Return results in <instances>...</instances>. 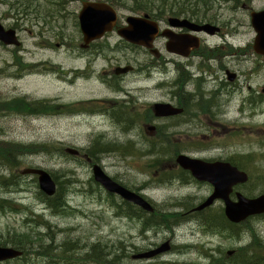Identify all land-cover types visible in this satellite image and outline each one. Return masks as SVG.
Wrapping results in <instances>:
<instances>
[{
    "label": "rangeland",
    "instance_id": "obj_1",
    "mask_svg": "<svg viewBox=\"0 0 264 264\" xmlns=\"http://www.w3.org/2000/svg\"><path fill=\"white\" fill-rule=\"evenodd\" d=\"M62 1L67 3L63 6L59 4L56 10L54 3ZM105 1L111 3L116 12L122 16L132 17L131 15L136 13L137 15L146 13L155 17L159 16L158 19L166 21L167 9H171V11L173 9L177 12H174L175 15L184 14L188 19L231 22L232 29L235 31L231 34L234 43L242 46L250 42L248 48L252 46L253 50L255 32L250 23V12L242 10L239 2H237V8L231 10L232 5L223 4L224 0H220L221 4H217L214 8L206 5L201 7L207 0H194L196 5L192 6L193 11L187 13L183 5L187 0ZM245 1L249 3L251 12L264 9V0ZM189 2H193V0H189ZM28 9H36L41 12H56L61 9L63 17L58 22L51 21L53 24L51 29L45 27L40 30V27L37 28L31 24L29 27L31 34L27 31L19 34L23 58L25 62L33 64L23 74H19L11 64V56L15 48L0 46V97L12 99L25 96L33 101L52 100L53 102L50 101V103L52 102L53 107L49 112H37L38 114L35 116L14 113L0 116L1 142H11L22 146L32 145L34 149H37L36 152H30L28 155L18 156L17 163L12 168L0 166V177H7L9 173L19 177L16 187L0 189L1 197L15 201L27 208L26 212L19 209L16 212H0V246L13 247L12 244L21 234L28 232L29 236L32 235L31 228L39 233L47 234L50 238L48 239L46 236L45 240L41 242L42 245H62L61 252L67 258L74 255L75 258H82L85 254L93 252L98 244L99 247L96 251L102 252V255L105 253L106 262L116 255L121 260L120 264H162L161 262L164 264H206L203 259L206 255L204 252L214 253L213 250H215V256H225L228 251H235L236 247L244 245L247 242L246 233H242L239 240L234 237H225L206 231L194 218L189 217L193 215L189 210L196 207L212 192L211 186L204 184L195 188L180 186L177 184V179L173 178L157 183V177L154 174L158 168H166L171 161H174V157L171 158V156L176 151L188 156L205 159L222 158L223 160L237 155L250 154V167L254 176L251 181V189L256 188L257 192L254 196L257 195L258 190L261 189V182L257 179L264 171V102L245 105L241 114L237 105H240L243 93L248 91L244 88L240 95L236 93L237 96L233 98L231 107L215 118V123L218 125L208 124L210 120L208 115H197L198 112L195 111L192 115H197V117L191 122L180 124L174 128V131H167L174 133L175 140L178 139L186 144L164 147L163 150H158L156 146L150 147L149 144H130L124 148L125 155H123L118 151L120 144H125L128 140L146 141L143 132L138 137L135 133H125L119 129L118 125L114 126L110 123V117L107 114L95 117H74L71 105L89 98H107L115 102L126 101L125 95L117 96L113 93L116 90L120 91L121 87H116L113 90L108 86L101 85L95 74L89 75L86 80L83 79L80 86L79 80L82 78H77L79 75L70 73V71L74 72V69L81 68L80 65L86 66L87 59L81 61L73 58V54L62 49L61 44H58L57 48L51 49L47 41L52 40L50 37L59 33L67 47L70 48L73 39L80 38L81 31L79 32L74 23L75 17L81 10V2L0 0V24L5 28L10 26L9 19L6 17L7 12H20ZM142 17L144 18V16ZM219 25L222 24L219 23ZM126 26L127 19L122 28ZM52 42L55 44L54 41ZM243 50L240 49V51ZM253 62L260 68L259 73H251ZM96 65L97 63L89 64L87 72L89 68L92 70ZM234 67H239V80L243 82L244 86L246 85V88L251 86L252 89L262 93L264 62L253 57L247 65ZM15 72L17 73L13 75ZM139 77L140 73L136 71L126 80H132V83L136 82ZM144 97L147 102L161 103L159 101L167 100L164 91L148 90ZM222 99L227 100L228 96H223ZM58 104H63L65 107L60 108ZM98 113V111L94 112L95 115ZM97 137H100L101 140L104 138L106 142L118 144H89ZM37 144L51 145L56 150L48 149L47 152L39 153ZM198 147L199 149H197ZM87 149L108 153L99 156L94 165L98 166L114 182L135 193H139L137 190L140 185H145L143 194L153 202L156 212H181L185 214L183 218L186 216L187 218L181 220L172 229L173 231L158 226L147 232L142 231L140 220L135 217H127L125 209H116L112 205L115 202L118 206L120 201L118 197L108 195L99 183L91 181L94 165L90 166L85 160L79 158L77 159L81 161H76L73 157H68V155H72L66 152L67 150H80V153L83 154ZM140 150L149 151L152 155L139 157L137 154L140 153ZM49 152L54 153L49 155ZM162 158L161 164L155 166L154 162L160 161ZM27 169H39L52 174L58 187L57 190L60 186L66 194L68 206L71 209L61 215L51 214L39 202L36 195L39 191L36 176L21 174ZM178 172L170 169L162 175V178L168 173L177 174ZM244 185L234 187L233 195H231L233 201H236V193L248 197ZM181 203L190 205L184 208L180 205ZM174 205L177 206L174 207ZM222 207L223 203L216 202L211 209L218 211ZM28 212H31L32 215H29ZM38 215L43 216V219L51 225L50 229L25 222L29 216L39 220L41 217ZM251 225L254 226L264 244V218L252 220ZM11 240L12 242L9 243ZM37 241L32 239L27 244L21 240L15 242L24 244V250H28L29 245L31 248L40 246ZM3 242H5L4 245L1 244ZM67 242L77 244L68 253L65 244ZM165 242H168L170 250L150 258L138 257L155 251ZM35 253H26L23 260L2 264H61V260L56 254H49L50 257H45L42 256V253ZM66 264H70V262ZM85 264L96 263L87 261Z\"/></svg>",
    "mask_w": 264,
    "mask_h": 264
},
{
    "label": "flooded vegetation",
    "instance_id": "obj_2",
    "mask_svg": "<svg viewBox=\"0 0 264 264\" xmlns=\"http://www.w3.org/2000/svg\"><path fill=\"white\" fill-rule=\"evenodd\" d=\"M77 1H80L81 4L87 1L106 2L105 0H70V2ZM219 1L207 0V7L214 8L217 4H221ZM224 1L225 3L223 4L232 5L230 7L231 10L237 8V2H239L238 4H241L242 10L251 12L249 3L245 0ZM64 2L65 4L67 3L66 1L55 2L56 10L57 6L59 4L63 6ZM144 14L146 13L142 15H137L136 13L131 16L142 17ZM128 16L118 15L111 31L104 33L100 39L92 41L87 45L84 44L77 17L75 18L74 26L78 27L80 38L75 37L73 39L71 48L67 47L59 33L52 36L51 42L54 41L55 43L53 44V49L57 48L58 44H61L62 49H65L67 52L69 50L73 52L75 59L81 61L87 59L86 66L80 65L81 68H76L73 72L79 75L77 78H82V80H79L80 86L83 83V79L86 80L89 75L95 74L101 85L108 86L113 90L116 87H121L120 91L116 90L113 93L117 96L123 94L127 97L126 101L120 102L107 98H89L74 102L71 104L73 107L72 115L74 117H95L107 114L110 117V123L114 126L118 125L119 129L123 132L135 133L137 137L143 132L146 136V141L144 142L128 140L125 144H178L179 146L186 143L180 142L178 139L175 140L174 133L167 131H174V128L180 124L191 122L200 114L208 115L210 118L208 124L218 125L215 123V118L218 115H222L231 107L233 98L237 94L240 95L244 88L248 89V91L243 93L240 105H237L238 111L241 114L245 105H255L256 103L264 102V89L260 93L252 89L251 86L246 88V85L244 86L243 82L239 80V67H234L247 65L253 57L264 62V55L257 54L254 49L252 50V46L248 48L250 42L242 46L235 44L231 38V34L235 32L232 29L231 22L223 23L217 20L222 24L218 26L219 23L217 21H196L195 19H188L184 15L170 14L166 18V21L158 19L159 16L149 15V21L153 22L150 25L158 29V34L152 41V48L156 52L152 55L148 50L129 44L117 35V30L125 26ZM6 17L9 19L10 26H6V28L2 27L6 30H14L19 37L21 32L27 31L31 34L29 30L31 24L37 28L40 27V30L47 26H52L51 21L58 22L62 19L63 11L58 9L56 12H41L36 9H28L20 12H7ZM168 18L188 19L198 25L209 23L217 27L218 30L214 35H210L203 31L183 27L176 20L169 21ZM122 21H124V24H122ZM163 34L168 37L166 38ZM167 44H169L168 48ZM240 49L244 50L240 51ZM17 53L24 57L22 55V47ZM91 63L94 65L97 63V65L92 70L89 68L87 72V67ZM252 65L251 73H259L260 68L258 65L255 62ZM136 71L140 73V77L136 82L131 83L132 80H126L128 76H132ZM106 76L107 79H105ZM148 90L164 91L167 100L159 102L168 103L176 109H181V113L167 118L155 117L152 108V104L155 102H147V99L144 97L145 92ZM223 96H228V99H222ZM202 110H205V112H202ZM95 111L99 113L95 115ZM195 111L198 114L194 116L192 114ZM120 114H123L124 117L118 118ZM158 122L161 123L159 124ZM152 127H154V130L151 129ZM161 131L167 132V136L163 137L160 133ZM89 144L118 143L106 142L104 138L101 140L100 137H97L91 140ZM176 155L173 159L174 161L169 163L170 165L156 170L154 175L157 177V183L163 181L162 175L170 169L179 171V167L175 163ZM77 158L82 159L83 157L79 155ZM218 159L221 160V158ZM162 160L163 158L160 161H155L154 165L159 166ZM206 160L213 161L210 159ZM177 184L193 188L202 185L201 183L194 182L193 179L184 181L181 178L177 179ZM144 190L145 185H140L137 191L144 195ZM144 197L146 198L145 195ZM146 199L152 206L154 205L151 200ZM202 202L203 200L199 204ZM186 205L189 206L190 204L186 203ZM114 207L116 209H125L121 208V206ZM126 213L127 210L125 209ZM135 219L140 220L136 217ZM140 222L142 224L141 220ZM143 230L147 232L152 230V228L144 229L142 226ZM203 259L205 261V255ZM161 263L164 264L163 262Z\"/></svg>",
    "mask_w": 264,
    "mask_h": 264
},
{
    "label": "trees",
    "instance_id": "obj_3",
    "mask_svg": "<svg viewBox=\"0 0 264 264\" xmlns=\"http://www.w3.org/2000/svg\"><path fill=\"white\" fill-rule=\"evenodd\" d=\"M196 5V2L193 0V2H189L187 0L184 5V10L187 13H190L193 11L192 6ZM203 5H208L207 2H203L201 7ZM166 11V10H164ZM171 9H167L166 13L170 12ZM177 13V12H176ZM198 16V13H197ZM193 19V18H192ZM196 21H199L198 18L195 19ZM1 45V44H0ZM24 60H22L17 54H13L11 56V64L14 68H16L17 72L20 74H23L26 72V70L30 69L28 66H25L23 64ZM1 72V69H0ZM17 72L13 73L15 75ZM52 101V100H50ZM49 100H37L33 101L29 99L28 97H17L12 99H6L4 97H0V116L4 115L6 113H14V114H21V115H29V116H35L38 113H45L49 112L51 108L53 107L52 102L50 103ZM38 112V113H37ZM55 111L53 110V113ZM52 113V114H53ZM2 144L0 146V166L12 168L17 163L18 156L24 154L28 155L30 152H36L37 149H34V146L28 145V146H22L20 144H14L11 142H1ZM39 148V153L47 152L48 149H54L51 145H44V144H37ZM128 146V145H127ZM126 146V147H127ZM121 150L122 148H118ZM160 150L159 148H157ZM199 149V147L197 148ZM56 150V149H54ZM92 152H98V154L105 155L108 154L105 151H92ZM54 152H49L48 154L51 155ZM89 157H94L95 155L93 153H87ZM152 155L149 151H141L137 154V156L141 157ZM250 154L246 155H237L236 157H229L227 161L230 162L231 165L237 167L239 170L245 171L248 174V181L244 185V189L246 192V195L248 197H254V194L257 192L252 187V179L253 174L250 167ZM52 178L55 180L54 176L51 174ZM18 176L12 175L9 173V176H1L0 177V189L1 188H8V187H16L18 185ZM172 178H181L184 181L191 180L192 177L185 171L179 170L177 174H168L167 181H169ZM93 182V180H91ZM257 181L261 182V189L258 190V194H264V171L261 172L259 175ZM57 185V184H56ZM58 188V187H57ZM57 193H55L51 197H47L41 192H38L37 197L41 204L45 206L47 210L51 212L53 215H61L64 212L68 211V209H71L70 206H68V201L66 199V194L63 192V190L60 188L56 190ZM37 193V192H36ZM257 194V195H258ZM65 195V196H64ZM256 196V195H255ZM113 198V197H110ZM114 199V198H113ZM114 203V202H113ZM112 203V204H113ZM118 204L123 205L126 204L125 209L127 210V214H125L127 217L132 218L136 217L139 218L142 221V226L144 229H150L155 226L165 228L168 231H172L174 227H176L181 220H184L187 218H183L185 214H182L181 212H161V213H155V214H149L145 213L139 208L129 204V203H121L120 201ZM182 207L186 208L187 205L185 203L180 204ZM177 205H174L176 207ZM17 209L20 211L26 212L27 208H24L21 204L15 203V201H10L8 199H5L1 197L0 194V212H16ZM190 212V210H189ZM29 215H32L31 212H28ZM191 214V213H189ZM38 217H41L39 220L31 218V216L27 217L25 222L30 224H35L37 226H42L45 229H50L51 225L43 219V216L38 215ZM189 217H192L196 219V221L204 227L206 231L214 232L217 234L224 235L225 237H234L236 239H241L242 233L247 234V242L240 246L236 247L235 253L232 256H215L216 251L213 250L214 253L204 252L205 255V261L206 264H264V244L259 236V234L255 231L254 226L251 225V221L259 218L263 219L264 215L251 218L249 220H246L245 222L234 225L228 222L226 219L223 208H220L218 211H214L211 208H207L201 212L193 213V215H190ZM30 232H32V235L29 236L28 232H25L17 238V240L23 241L24 244L30 243L31 240H38L40 246H36L35 248H31L30 245L28 247V250H24L25 246L24 244H17L15 241L12 244L13 248L19 249L23 251V256L19 260L25 259L24 255L32 254L33 252L35 254L42 253V256L50 257L49 254H56L59 260H61V264H66L70 262V264H85L87 261L94 262L96 264H120V258L118 256L114 255L111 257L109 262H106L105 253L102 255L100 251H96V249L99 247L97 244L96 249L93 252L85 254L82 258H75V255L72 257H66L65 254H62V245H42V241L45 240V237L47 234L39 233L37 231H34L30 228ZM48 238V236H47ZM50 239V238H48ZM53 242V239H51ZM8 242V241H5ZM5 242L1 244H5ZM9 241V243H11ZM20 242V241H19ZM69 243V244H68ZM54 244V242L52 243ZM67 245L66 251L67 253L70 250H73L75 245L73 242H67L65 243ZM61 248V249H59ZM36 249V250H35ZM59 249V251H58ZM42 250L44 252L38 251ZM58 251V252H57ZM66 261V262H65Z\"/></svg>",
    "mask_w": 264,
    "mask_h": 264
},
{
    "label": "water",
    "instance_id": "obj_4",
    "mask_svg": "<svg viewBox=\"0 0 264 264\" xmlns=\"http://www.w3.org/2000/svg\"><path fill=\"white\" fill-rule=\"evenodd\" d=\"M116 18V11L105 2L83 3L78 14V21L84 43L88 44L99 39L105 32L111 31ZM148 22L149 21L146 19L128 17L127 26L118 30L117 34L123 40L134 45L149 48L150 42L157 34V30L155 27L147 24ZM250 22L256 33L253 48L257 53L264 55V11L259 13L253 12L251 14ZM184 23L189 24L188 21H184ZM200 29L209 31L210 33H213L215 30L214 27L209 24H204ZM0 43L12 47H20L21 45L14 31L5 30L1 25ZM154 109L155 115L158 117H167L178 113L166 104H156L154 105ZM176 163L183 170L188 171L194 179L199 182L209 183L213 188V191L208 198L192 211L201 212L204 209L211 207L214 201L219 200L223 202V212L226 219L233 224H239L250 217L264 214V194L258 195L254 198H247L240 193H236V201L229 198L234 186L247 182L248 175L244 171L239 170L228 162H206L202 159L191 158L186 155H179L176 158ZM22 174L36 175L38 188L42 194L46 196H53L55 194V182L47 172L39 169H27L26 171H23ZM93 178L95 182L99 183L107 192L116 194L124 201L139 206L145 211H153L150 204L140 195L114 182L106 176L98 166L93 167ZM168 250V242H165L155 251H150L139 255L138 257L150 258ZM232 253V251H228L226 254L230 256ZM21 255L22 251L20 250L12 247L0 246V262L17 259L21 257Z\"/></svg>",
    "mask_w": 264,
    "mask_h": 264
},
{
    "label": "bare ground",
    "instance_id": "obj_5",
    "mask_svg": "<svg viewBox=\"0 0 264 264\" xmlns=\"http://www.w3.org/2000/svg\"><path fill=\"white\" fill-rule=\"evenodd\" d=\"M254 51H255V49H254ZM256 52V51H255ZM257 53V52H256ZM257 54H259V53H257ZM260 55H262V54H260ZM54 173V172H53ZM21 174H22V172H21ZM35 177V176H34ZM37 178V177H36ZM56 185V184H55ZM56 190H57V186H56ZM39 192V191H38ZM49 197H51V196H49ZM203 203V202H202ZM201 203V204H202ZM113 206H116V203L114 202L113 204H112ZM200 205V204H199ZM198 205V206H199ZM118 206H121V208H123L124 206H122V205H120V204H118ZM197 207V206H196ZM195 207V208H196ZM193 210V209H192ZM191 213H198V212H194V211H191ZM127 214V213H126ZM194 220H196V219H194ZM144 231V230H143ZM160 248V247H159ZM233 253L230 255V256H232L234 253H235V251H232ZM14 260H17V259H12V260H6V261H3V262H0V264H2V263H6V262H10V261H14Z\"/></svg>",
    "mask_w": 264,
    "mask_h": 264
}]
</instances>
